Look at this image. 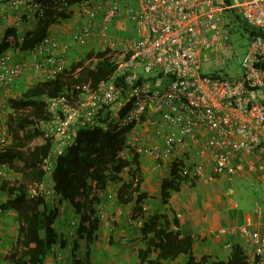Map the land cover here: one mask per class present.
<instances>
[{"label": "built area", "instance_id": "2783aa9c", "mask_svg": "<svg viewBox=\"0 0 264 264\" xmlns=\"http://www.w3.org/2000/svg\"><path fill=\"white\" fill-rule=\"evenodd\" d=\"M50 16L58 20L52 25L74 17L78 22L70 30L67 25L50 30L20 59L0 53V111L12 112L8 99L20 75L55 78L74 46L91 44L94 52L85 63L108 50L115 67L94 85L77 83V94L41 96L49 118L40 129L49 148L30 196L50 194L47 176L76 143L80 128L115 132L130 126L120 157L150 156L184 182L206 183L220 174L259 176L264 168V0H0L3 28L39 24ZM232 33L247 39L238 78L202 72L203 52L217 67L232 56ZM216 73L220 76H212ZM6 122L0 124V149L8 144ZM8 169L0 164V178ZM136 170L123 167L119 184L139 178ZM255 205L264 218V208ZM95 207L98 219L105 218L103 201ZM226 232L240 238L246 264H264V219L261 226L245 221Z\"/></svg>", "mask_w": 264, "mask_h": 264}, {"label": "trees", "instance_id": "16d2710c", "mask_svg": "<svg viewBox=\"0 0 264 264\" xmlns=\"http://www.w3.org/2000/svg\"><path fill=\"white\" fill-rule=\"evenodd\" d=\"M57 21V18L50 16L40 27L38 34L27 32L30 37L25 34L21 40L15 29L5 28L0 39V52L9 47L20 50L29 48L37 38L34 36L44 35L48 23ZM92 54L90 51L87 58ZM108 54V50L99 51L95 53L96 60L90 63L79 60L72 64L70 72L64 70L53 79L37 81L19 96L9 99V105L14 111V115L8 116L7 122L11 142L0 150V163H21L31 177H41L40 160L49 148V142L40 129L41 123L49 118L48 108L41 96L76 93L75 85L79 82L94 85L115 67ZM213 75L220 76L217 73ZM105 118L106 113H102L100 120L104 121ZM129 128L130 126H126L115 132L101 127L78 129L76 143L57 158L54 169L47 176L50 194L37 193L30 196L23 181L0 182V192L6 195L0 203V210H13L17 222L14 244L4 254L8 264H47L45 261L48 256L53 254V258H56L57 254H62V249L59 248L65 242L61 232L54 226L61 199L71 211V218H66L69 228L74 227L73 231L79 237L83 234H86V238L92 236L98 222L95 205L102 201L108 182L118 181V173L127 165L135 166L136 171L140 172L137 156L130 160L120 157L121 146ZM132 172L131 169L130 173ZM181 180L183 179L173 170L170 178L161 181L163 200L168 196L167 189L177 190ZM140 184V178L121 180L115 193L117 202L127 204L134 201L136 205L141 203L145 194L140 191ZM140 211V208L138 211L134 210L132 218H139ZM71 221L74 222L73 225ZM170 222L166 215H153L142 221L139 232L144 238L145 247L138 250L141 263L145 261V264H160V260L174 259L183 253L187 256L184 264H246L242 243L239 244L238 241L230 245L229 253L224 259L207 262L202 257L195 260L191 253V239L180 236V230L171 228ZM172 224L177 227V219L173 218ZM149 233L151 236H148ZM69 246L70 252L67 255L72 259L65 264H88L75 255L76 240H72ZM149 251L155 253L151 259L147 258Z\"/></svg>", "mask_w": 264, "mask_h": 264}, {"label": "crops", "instance_id": "0c3cea01", "mask_svg": "<svg viewBox=\"0 0 264 264\" xmlns=\"http://www.w3.org/2000/svg\"><path fill=\"white\" fill-rule=\"evenodd\" d=\"M28 27L27 31L36 28L32 24ZM47 29L49 30V26ZM10 52L14 55V58L20 59L25 55L26 50L15 49ZM79 60L80 58L76 62ZM33 78H36V75L30 72L20 75L13 84V97H16L17 93L20 95L28 86L34 83ZM24 82L31 84L24 87ZM15 91H17L16 94ZM8 116L0 111V124L3 118L8 122ZM138 158L140 161V191L145 194V197L138 205L134 201L127 204L114 205L111 210L110 231H108V227L105 226L106 228H104L101 226L96 227L92 236L86 238V234H83L79 237L84 238V241L87 242L91 240L90 244L93 247L91 261L88 256L91 245L88 243L83 247L80 245L81 241L79 243L76 239L77 248L80 245L83 253L81 258L83 262L88 264H140L141 260L138 257V250L145 247V241L138 229L128 226V219L132 217L133 211H138L139 208L141 209L139 218L143 219V221L149 216L166 215L167 219L171 221V228L179 229L181 232L180 236H187L191 239V253L195 260L205 257L208 260L207 262L226 258L229 253V247H226V244L232 245L237 241L239 244L242 243L240 238L229 235L226 232L227 228L239 226L245 221H250L252 227L261 226L264 219L262 216L263 211L260 214L256 213L255 207L257 205L255 204L258 203L259 207L264 208V201L261 200L264 198L263 196H261L260 201L256 200L252 204V209L248 210L246 206L240 208L236 200H230L224 196L222 184L230 180H223L224 178L220 174L206 183L181 181V185L177 190L167 189L168 196L163 200L160 187L161 181L170 178L166 163L160 162L157 165L153 158L147 155H142ZM235 177L240 184L243 181H249L250 184L256 187L262 186L264 192V168L259 172V176H256L255 173H242ZM198 182L202 185L200 189L191 190L189 188V186H193ZM112 183L116 184L115 189H117L119 181L114 180ZM188 188L190 190L183 193ZM226 193H233V188L228 187ZM181 194L182 196H179ZM173 218L177 219V227L172 224ZM148 236H151V233ZM62 239L65 243L59 249H62V255H64V253L70 252L69 244L72 240L68 238V241H66L63 235ZM95 246L98 251L94 248ZM76 250L75 255H77ZM154 255L155 253L149 251L147 258L151 259ZM53 257L54 255L51 254L45 262L47 264H65L72 259L67 255L62 260H57ZM180 258H185V260H180ZM186 259L187 256L181 253L174 259L160 260V264H184ZM141 264H145V261Z\"/></svg>", "mask_w": 264, "mask_h": 264}, {"label": "rangeland", "instance_id": "374dc122", "mask_svg": "<svg viewBox=\"0 0 264 264\" xmlns=\"http://www.w3.org/2000/svg\"><path fill=\"white\" fill-rule=\"evenodd\" d=\"M60 24H53V29H58V27H65L67 25V30L73 29L76 27L78 19L76 17L68 19V20H60ZM65 25V26H63ZM229 43L231 44L233 54L230 58H228L227 62L223 64L222 66H214L212 64V59L211 56L208 52H203L200 56V67L201 71L204 73H213V72H222L226 73L227 76H229L232 79H237L238 76L241 73V66L240 62L242 57L244 56V53L246 51L247 47V39L242 36L237 35L236 33H232L229 36ZM74 46L70 51L68 55V65L65 67V71H69L70 67L72 66L73 63H76V60L80 58L82 62H86V60L90 57L87 58V54L90 52L89 48L91 47V44H86L83 46ZM94 52V51H92ZM70 72V71H69ZM68 72V73H69ZM36 81V78H33V82ZM31 83L29 82H24V87L27 85H30ZM33 84V83H32ZM18 91V90H17ZM15 91V94L17 93ZM19 94L17 93L16 96ZM16 169V170H15ZM14 169V172H16L15 176H12L11 179H16L19 178L20 181H23L26 186L28 187V192L30 193L34 187H35V182L38 179H35L29 175V171L25 168L22 167V164L16 165ZM223 180H230L229 182H224L222 184L223 187V192L224 196L228 197L230 200H236L237 205L241 207L246 206L247 209H252V204L255 203V201H260L261 196L264 197V192H263V187L262 186H254L250 184L249 181H243L242 184L238 183V179L233 176H228L225 174H222ZM200 182L194 184L193 186H189L191 190H194L195 188L200 189L201 184ZM116 184L112 182H108L106 191L104 196H102V201L104 203L103 211L105 214V218L103 219H98L97 222V228L98 227H108V231L111 229V224H110V218L112 216L111 210L112 207L115 205H120L121 203H118L115 197V189ZM232 187L233 188V193L227 194V188ZM185 189L183 191L186 192L187 190L190 189ZM182 193V194H183ZM200 193V192H199ZM179 195V196H182ZM6 195L0 192V202L5 199ZM58 208H59V213L56 217V220L54 222V226L58 232H61L62 234L64 233V238H66V241H68L69 235V226L66 218H71V211L67 207V203L61 199L60 202H58ZM137 224V227L142 226V220L137 219L135 221ZM106 226V227H105ZM16 227H17V222H16V213L9 209V210H4L0 211V264H8V262L4 258V254L10 250L12 245L14 244V241L16 239ZM140 233V232H139ZM76 240V239H75ZM77 240L81 241L80 245L84 247L85 244H90L91 240L84 241V238H77ZM3 241V243H2ZM80 245L76 250V254L80 256L81 258L83 257L82 250L80 249ZM92 245L89 250L88 256L90 257L91 261V253H92ZM97 251L98 248L95 246L94 247ZM68 253H66L67 255ZM68 256V255H67ZM180 260H185V258H180Z\"/></svg>", "mask_w": 264, "mask_h": 264}, {"label": "clouds", "instance_id": "9594fccd", "mask_svg": "<svg viewBox=\"0 0 264 264\" xmlns=\"http://www.w3.org/2000/svg\"><path fill=\"white\" fill-rule=\"evenodd\" d=\"M45 22V20L44 21H41L39 24H33V23H29V24H23V25H21V26H18V28H14L18 33H19V35L23 38V36L25 35V34H27V32H30V33H32V32H34V33H37L38 34V32H39V29H40V27L43 25V23ZM33 25V26H36V28L35 29H33V30H31V31H27L28 29H29V25ZM48 26H49V30L48 29H46V31H45V34L46 33H49L50 32V30H54L53 29V26H52V24H50V23H48V25H47V28H48ZM5 28H8V26H6ZM5 28H3L2 27V23L0 22V39H1V36H2V34H3V31H4V29ZM12 28V27H11ZM21 28H22V30H21ZM27 36H29L28 34H27ZM39 36V35H38ZM38 36H34V37H37L34 41H37V40H39V39H41V37L43 36H40V37H38ZM21 37H19V39L21 38ZM30 37V36H29ZM33 37V38H34ZM21 40V39H20ZM27 49V48H26ZM26 49H23V50H26ZM11 50H15V49H13V48H11V47H9L7 50H5V51H3V52H5V53H8V54H10V55H12L13 57H14V55L10 52ZM20 50V49H19ZM92 52V51H91ZM1 53V52H0ZM93 53V52H92ZM69 66V65H68ZM64 72V71H63ZM16 81V80H15ZM37 81H39L38 79H37V76H36V81L34 82V83H36ZM41 82V81H40ZM33 83V84H34ZM14 84V83H13ZM32 85V84H31ZM13 95H14V92L12 91V94H11V96L9 97V99L10 98H14L13 97ZM42 96H46V95H42ZM9 99H8V107H9V109H11V110H13L11 107H10V105H9ZM7 114V113H6ZM14 115V111H12L11 113H8L7 114V116L8 115ZM6 126H7V122H6ZM7 131H8V128H7ZM8 134H9V139H8V144L7 145H9L10 144V142H11V136H10V133L8 132ZM6 145V146H7ZM5 147V146H4ZM2 149V148H1ZM0 149V150H1ZM67 151V150H66ZM63 155V154H62ZM4 163H7V162H4ZM0 164H2V163H0ZM8 165H9V169L7 170V172H6V174L3 176V177H1L0 178V182L1 181H3V180H8V181H10V180H19V178H16V179H11V177L12 176H15L16 175V172H14V169H15V166L16 165H19V164H21V163H15V164H13V165H10L9 163H7ZM16 170V169H15ZM41 178V177H40ZM39 178V179H40ZM38 179V180H39ZM20 181V180H19ZM117 181V180H116ZM50 185V184H49ZM28 195H30V193L28 194ZM1 202H3V201H1ZM0 202V203H1ZM9 210V209H8ZM0 211H2V210H0ZM137 219H140V218H137ZM136 219V220H137ZM130 220H133L134 222L136 221L135 219H133L132 217H130L129 219H128V226L130 227V228H136V229H138V231H139V229L141 228V226H139V227H137V225H132L131 224V222H130ZM142 221H143V219H141ZM69 226V225H68ZM73 229H74V227H70L69 228V231H68V235H69V239L70 240H75V239H77L79 236L77 235V233L75 232V231H73ZM62 234V233H61ZM63 236H64V233L62 234ZM66 254H64V255H62V254H60V258H57V255H56V258H57V260H62L63 259V256H65Z\"/></svg>", "mask_w": 264, "mask_h": 264}]
</instances>
